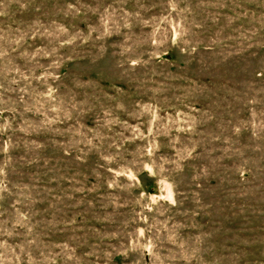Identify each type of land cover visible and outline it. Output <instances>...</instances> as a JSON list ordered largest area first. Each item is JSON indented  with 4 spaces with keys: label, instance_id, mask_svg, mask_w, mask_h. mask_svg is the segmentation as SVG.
Here are the masks:
<instances>
[{
    "label": "rangeland",
    "instance_id": "374dc122",
    "mask_svg": "<svg viewBox=\"0 0 264 264\" xmlns=\"http://www.w3.org/2000/svg\"><path fill=\"white\" fill-rule=\"evenodd\" d=\"M0 264H264V0H0Z\"/></svg>",
    "mask_w": 264,
    "mask_h": 264
}]
</instances>
